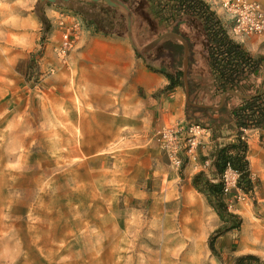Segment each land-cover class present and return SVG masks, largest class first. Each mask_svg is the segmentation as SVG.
I'll return each mask as SVG.
<instances>
[{
  "label": "rangeland",
  "instance_id": "1",
  "mask_svg": "<svg viewBox=\"0 0 264 264\" xmlns=\"http://www.w3.org/2000/svg\"><path fill=\"white\" fill-rule=\"evenodd\" d=\"M101 9L0 0V264H264V133H246L250 188L222 194L239 226L212 251L208 239L225 222L189 176L210 165L203 140L193 155L173 153L140 105L100 106L81 81V52L98 27L128 41L125 13L107 24ZM136 29L138 44L163 33L140 20ZM248 36L264 55V34ZM244 255L260 260L236 262Z\"/></svg>",
  "mask_w": 264,
  "mask_h": 264
},
{
  "label": "trees",
  "instance_id": "2",
  "mask_svg": "<svg viewBox=\"0 0 264 264\" xmlns=\"http://www.w3.org/2000/svg\"><path fill=\"white\" fill-rule=\"evenodd\" d=\"M69 1L64 3L68 4ZM77 1L90 7L101 4V13L107 24H111L113 19L109 12L118 11L102 1ZM122 1L132 10L134 20L136 16L140 18L142 28L154 33L173 31L186 39L189 45L187 78L191 101L200 103L192 97L198 87L191 73L194 65L200 63L202 58L207 64L208 76L213 80L216 93L219 96L225 94L223 105L218 111L194 108L187 104L185 108L186 114L190 115L188 119L192 118L197 124L210 128L214 137L220 135L222 130L231 132L230 140L213 152L210 163L212 177L206 178L203 172H199L192 180L193 185L205 194L210 205L225 222L208 239V246L213 251V239L216 236L239 226L238 215L231 213L224 206L222 187L220 181H216L217 176L229 165L239 173L238 186L244 191L250 188L246 133L251 130H264V55H254L234 40L205 0ZM43 3L47 2L38 0V4ZM40 16L44 18L43 14ZM183 23H188L193 33L187 34L182 30ZM98 30L112 32L111 29L101 27H98ZM194 30L199 35L198 39L194 36ZM136 55L141 57L148 67L164 74L169 81L164 90H172L176 86L184 88L181 68L183 47L177 39L166 37L150 52H136ZM195 113H200L199 117L207 120L200 122ZM244 259L260 260L254 255H244L238 257L236 262Z\"/></svg>",
  "mask_w": 264,
  "mask_h": 264
},
{
  "label": "crops",
  "instance_id": "3",
  "mask_svg": "<svg viewBox=\"0 0 264 264\" xmlns=\"http://www.w3.org/2000/svg\"><path fill=\"white\" fill-rule=\"evenodd\" d=\"M215 12L223 25L225 21L227 23V16L222 20L219 12L217 10ZM109 13L114 14L113 11ZM137 20L136 16L133 26L135 39H137L136 34L138 35L136 28L140 18ZM181 28L187 34L192 32V27L188 23H183ZM118 30L119 28L117 30L114 28L112 32L98 30L94 35L89 36L86 47L82 49V60L78 65L81 67V81L84 83L88 95L99 98L102 102L100 106L109 105L121 98L137 103L143 108L142 111L151 114L156 133L175 124L183 122L189 124L191 120L188 119L185 111L184 90L182 93L180 86H176L172 90H164L169 82L168 79L164 74L148 67L146 62L136 55L125 36ZM50 34V44L56 46L59 42L57 29L54 28ZM233 39L244 45L251 53L257 49L259 43V38L248 35L239 40ZM191 75L196 80L198 87L196 94L192 97L200 98L201 100L198 101L206 105L218 106L222 101L224 102L225 94L219 96L216 93L213 80L208 76L205 59L202 58L200 63L197 62L194 65V73L192 72ZM195 116L199 117L201 114L195 113ZM206 120L207 118L199 117L200 122ZM191 123L197 124L196 122ZM208 129V133L201 138L205 147L199 151L202 156H207L205 162L211 163L214 150L230 140L231 132L222 130L220 135L214 137L211 129ZM261 132L264 133V130ZM210 165L208 170L204 171L202 168L192 170L191 166L189 171L191 180L199 172H203L205 176L211 178Z\"/></svg>",
  "mask_w": 264,
  "mask_h": 264
},
{
  "label": "built area",
  "instance_id": "4",
  "mask_svg": "<svg viewBox=\"0 0 264 264\" xmlns=\"http://www.w3.org/2000/svg\"><path fill=\"white\" fill-rule=\"evenodd\" d=\"M211 8H219L227 16V33L233 38H243L250 34H264V8L261 0H205ZM69 34H62L63 48L70 46ZM209 129L199 124L189 123L186 127L170 126L158 135L163 143L176 153L179 149L189 155L196 151L202 136ZM222 194L227 195L234 189L238 192L239 173L229 165L217 176Z\"/></svg>",
  "mask_w": 264,
  "mask_h": 264
},
{
  "label": "water",
  "instance_id": "5",
  "mask_svg": "<svg viewBox=\"0 0 264 264\" xmlns=\"http://www.w3.org/2000/svg\"><path fill=\"white\" fill-rule=\"evenodd\" d=\"M45 1L46 2H57V1L67 2L69 0H40V2H45ZM90 1H94V2L102 1L109 7L113 9L121 10L125 13L127 39L131 47L134 49V51L139 54H145V53L150 52L166 37H172V38L177 39L183 47L182 71H183V82H184V93H185L186 104L194 108H203V109L209 108L215 111L219 110L222 107L223 101L218 106H213V105L196 103L189 99V83H188V78H187L188 63H189V45L186 39L182 35L176 32H173V31H166V32L161 33L157 37L151 39L147 43L138 44L135 41L134 33H133L134 14L125 2H123L122 0H90Z\"/></svg>",
  "mask_w": 264,
  "mask_h": 264
},
{
  "label": "bare ground",
  "instance_id": "6",
  "mask_svg": "<svg viewBox=\"0 0 264 264\" xmlns=\"http://www.w3.org/2000/svg\"><path fill=\"white\" fill-rule=\"evenodd\" d=\"M250 156H253V155H252V153H251V155H250Z\"/></svg>",
  "mask_w": 264,
  "mask_h": 264
}]
</instances>
